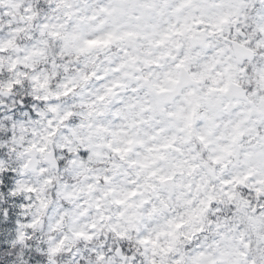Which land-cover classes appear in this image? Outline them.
Returning a JSON list of instances; mask_svg holds the SVG:
<instances>
[{
    "label": "clouds",
    "instance_id": "1",
    "mask_svg": "<svg viewBox=\"0 0 264 264\" xmlns=\"http://www.w3.org/2000/svg\"><path fill=\"white\" fill-rule=\"evenodd\" d=\"M151 14L0 0V264H264V0Z\"/></svg>",
    "mask_w": 264,
    "mask_h": 264
},
{
    "label": "snow or ice",
    "instance_id": "2",
    "mask_svg": "<svg viewBox=\"0 0 264 264\" xmlns=\"http://www.w3.org/2000/svg\"><path fill=\"white\" fill-rule=\"evenodd\" d=\"M123 8L125 11H131L133 14V19L135 21L138 22L137 26L138 27H142L145 30H150L154 24L155 21L153 19V15L152 10L155 8V4L157 2V0H121ZM137 9H140L142 14L137 12ZM101 12H106L107 9L103 6H101L100 8ZM93 19H95V17H93ZM101 24L104 23L103 20L100 21ZM199 21H195V24L198 26L199 25ZM190 25H185L184 28L188 29L190 28ZM134 35H136L135 32L132 31H125L122 35L117 36L116 33L114 31H109L107 32L103 37H97L95 39L86 41V43L88 44L89 47H95V46H99V45H110L113 40H120V39H124V38H131ZM169 33H163L161 35V39L157 41L158 44H162L165 40H167L169 38ZM125 53L128 52V49L124 50ZM184 59L186 58H181L180 62L176 65L177 68H179L183 63H184ZM117 71L119 69H116ZM100 80H103L104 77H97ZM167 84L169 85H175L176 83H178L176 80H172L169 79L168 81H166ZM121 87V85L119 84V82L113 84L112 86H110L107 91L104 93V95H101L98 97V99L100 101H104L106 96H108L109 94L113 93L114 89H117ZM159 92L160 93H167L170 92L172 90L171 87H165L164 85H159ZM133 91H135V89H133ZM199 107V105L197 104L196 107H194L191 111V113L189 114V116L186 118L189 123L191 124L193 122V117L196 116V111L197 108ZM70 115V114H69ZM169 115H171V113H169ZM201 139H203V137H201ZM129 143H131V141H129ZM84 155H86V153H84ZM193 264H197V261H194ZM212 264H216L215 261L212 262ZM226 264H232L231 261L226 262Z\"/></svg>",
    "mask_w": 264,
    "mask_h": 264
}]
</instances>
